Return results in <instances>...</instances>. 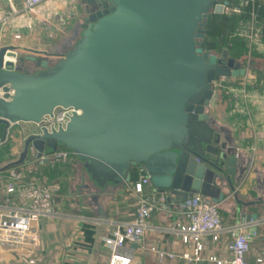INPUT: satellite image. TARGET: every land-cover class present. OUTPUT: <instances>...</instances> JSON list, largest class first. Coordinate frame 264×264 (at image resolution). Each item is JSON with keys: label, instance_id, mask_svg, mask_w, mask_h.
Instances as JSON below:
<instances>
[{"label": "water", "instance_id": "water-1", "mask_svg": "<svg viewBox=\"0 0 264 264\" xmlns=\"http://www.w3.org/2000/svg\"><path fill=\"white\" fill-rule=\"evenodd\" d=\"M227 6L220 0H88L80 4L81 34L56 64L45 51L1 46L0 146L12 127L40 125L57 109L76 113L65 128L26 137L19 159L0 173L30 159L49 163L66 149L100 190L130 183L132 172L143 168L164 204L196 195L223 202V186L233 191L246 169L214 127L220 100L214 84L248 71L225 53L206 52L202 41L208 15H223ZM27 63L37 71H26Z\"/></svg>", "mask_w": 264, "mask_h": 264}, {"label": "crops", "instance_id": "crops-1", "mask_svg": "<svg viewBox=\"0 0 264 264\" xmlns=\"http://www.w3.org/2000/svg\"><path fill=\"white\" fill-rule=\"evenodd\" d=\"M74 1L54 4L47 0L32 13L15 15L8 0H0V47L45 51L53 54L48 59L51 64H56L58 56L70 51L81 34L78 27L83 17ZM19 52L25 57L46 58ZM25 66L30 73L37 71L33 63ZM225 81V97L220 98L212 114L214 127L224 138L231 140L246 173L240 183L233 181V191L223 186L225 198L217 205L224 229L240 226L249 236L253 228L257 229L246 258L247 264H254L257 258H264V87H257L259 93L248 96L245 92L253 89L248 85L253 81L248 75ZM236 81L241 83H233ZM242 102L244 107H241ZM34 130L33 124H19L10 129L7 143L0 146V169L19 159L25 138ZM26 168L38 174L49 172L50 177L45 178L44 183L56 192L54 207L57 216L44 219L35 226L39 246H0V264H29L31 260L35 264H108L110 251L105 239L117 225L129 223L134 218L138 197L132 181L111 184L100 190L92 184L83 164L73 155L66 162L59 163L30 159L23 170ZM5 175V172L0 173V210L5 206ZM145 195L154 203L151 230L142 245H129L134 252L133 264H214L209 258L232 259V239L225 230L218 242L212 237L204 240L200 262L160 261L158 255L150 251L152 247L164 254L181 256L192 254L194 245L185 242L181 234L188 225L183 205L162 203L152 186L146 188ZM250 215H257V221L248 222L245 216Z\"/></svg>", "mask_w": 264, "mask_h": 264}, {"label": "built area", "instance_id": "built-area-1", "mask_svg": "<svg viewBox=\"0 0 264 264\" xmlns=\"http://www.w3.org/2000/svg\"><path fill=\"white\" fill-rule=\"evenodd\" d=\"M45 1L47 0H8L15 15L32 13ZM228 9L227 6L225 14H228L226 13ZM242 9L241 3L232 12L240 15ZM246 28L250 47L254 43H264L263 29L255 13H252ZM238 35L242 36L240 32ZM248 67H246L247 70ZM224 86L225 83L221 81L214 84L215 90H221V92H224ZM74 113L76 111L73 109H57L52 118L47 117L40 125H34L35 130L31 134L40 133L43 128L48 131L65 128ZM70 156L68 151L59 150L50 156V159L55 163L66 162ZM5 173L3 178L5 206L3 210H0V246L37 247L40 245V239L35 226L44 219H53L57 216L54 207L56 192L51 186L38 183L33 177H27L22 170L11 169ZM138 173L139 179L133 186L138 197L134 218L129 223L117 225L111 235L105 239V244L110 251L108 264H133L134 252L129 245H142L151 230L150 218L154 212V203L145 195L146 188L151 186V177L143 168H138ZM182 205L185 208L188 225L181 234L185 242L194 245L193 253L177 256L161 253L156 247H152L150 251L158 255L160 261L183 259L189 262H200L204 251V240L212 237L214 242H218L221 233L226 230L225 232L232 239L230 246L232 259L220 261L211 257L209 261L214 264H247L246 258L251 250V237L240 226L224 229L219 205L199 195L188 198ZM29 264H35V261L31 260ZM254 264H264V258H257Z\"/></svg>", "mask_w": 264, "mask_h": 264}, {"label": "trees", "instance_id": "trees-1", "mask_svg": "<svg viewBox=\"0 0 264 264\" xmlns=\"http://www.w3.org/2000/svg\"><path fill=\"white\" fill-rule=\"evenodd\" d=\"M228 2V8H235L240 5V0H220V3ZM252 13L257 15V18L262 26L263 29V38H264V5L251 3L249 2L243 9L241 15L236 14H223V15H216L215 13H210L206 20V38L202 41L203 42V49L207 50L215 55H222L226 54L227 51L236 55H241L246 50H248L247 44L245 41L237 36L238 32L241 29V24L244 23L246 25L248 21L251 19ZM225 49L227 50L225 52ZM222 52V53H221ZM231 59L235 58L229 56ZM63 151H68L66 149H61ZM69 152V151H68ZM71 156L73 155L69 152ZM74 156V155H73ZM22 171L23 170V167ZM21 168H18L19 170ZM139 179L138 169L132 172V183L135 184Z\"/></svg>", "mask_w": 264, "mask_h": 264}, {"label": "rangeland", "instance_id": "rangeland-1", "mask_svg": "<svg viewBox=\"0 0 264 264\" xmlns=\"http://www.w3.org/2000/svg\"><path fill=\"white\" fill-rule=\"evenodd\" d=\"M66 1L67 0H52V3L61 4V3H65ZM74 2H75V7H77L78 10H81L79 0H75ZM249 2L257 3V4L259 3L261 5H264V0H240V4L242 3V8H244ZM233 9H234L233 7L229 8L226 13L231 15L233 13L232 12ZM236 15H238V14H236ZM23 16H26V15H23ZM31 23L29 25H31ZM246 26H247V24L246 25H244V23L241 24V29L239 32L241 33L242 36L239 37V35H238V37L245 41V44H247L248 50H246V52H244L243 54L236 55V56L233 53L229 54V52L227 50L231 51V49H228V48L227 49L224 48L223 52L227 51L229 56L235 58L237 60V62H240L244 68L249 66L248 67L249 68L248 69V71H249L248 78L253 79V81H252L253 84L249 83L248 85L252 86L253 89L251 91L249 89L245 93H248L247 95L250 96L251 93L253 94V92L259 93V89H257V87H260L261 85H263L262 87H264V43H262V42L254 43L250 47L249 43H248L249 40L247 39L248 31H247ZM262 41L264 42L263 35H262ZM205 51L207 52L206 49H205ZM226 80L231 81V78H227ZM233 83H241V82L236 81ZM224 87H226V86H224ZM227 88L229 89V87H227ZM237 88H239V87H237ZM220 92H221V90H220ZM228 92H230V90H228ZM245 93H242V94H245ZM230 94L234 95L231 92H230ZM224 97H225V93L221 92L220 98L222 99ZM249 102H250V100H249ZM241 107H244V102L241 103ZM23 173L26 174L27 177H29V178L33 177L38 183H41L44 185H46L44 183L45 182L44 179L50 177L49 172H41L40 174H38L34 170H31V168L24 169ZM48 184L50 185V182Z\"/></svg>", "mask_w": 264, "mask_h": 264}, {"label": "flooded vegetation", "instance_id": "flooded-vegetation-1", "mask_svg": "<svg viewBox=\"0 0 264 264\" xmlns=\"http://www.w3.org/2000/svg\"><path fill=\"white\" fill-rule=\"evenodd\" d=\"M87 1H88V0H79V3H80L81 5H85V4H87Z\"/></svg>", "mask_w": 264, "mask_h": 264}]
</instances>
